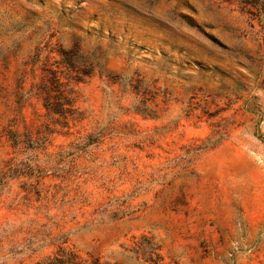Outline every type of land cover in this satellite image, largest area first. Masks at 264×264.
<instances>
[{
	"label": "rangeland",
	"instance_id": "374dc122",
	"mask_svg": "<svg viewBox=\"0 0 264 264\" xmlns=\"http://www.w3.org/2000/svg\"><path fill=\"white\" fill-rule=\"evenodd\" d=\"M61 248L264 264V0H0V264Z\"/></svg>",
	"mask_w": 264,
	"mask_h": 264
},
{
	"label": "trees",
	"instance_id": "16d2710c",
	"mask_svg": "<svg viewBox=\"0 0 264 264\" xmlns=\"http://www.w3.org/2000/svg\"><path fill=\"white\" fill-rule=\"evenodd\" d=\"M90 143L91 141H89L87 144H90ZM37 264H85V263H83L81 260L75 263V257L72 256V252L67 251L64 248H61L60 252L57 253L56 256L52 258H48L44 261L38 262Z\"/></svg>",
	"mask_w": 264,
	"mask_h": 264
}]
</instances>
